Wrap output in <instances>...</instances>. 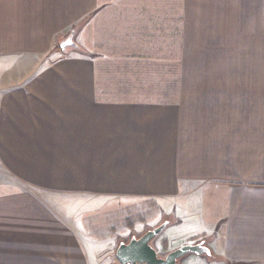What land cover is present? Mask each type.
Wrapping results in <instances>:
<instances>
[{"label": "crops", "instance_id": "0c3cea01", "mask_svg": "<svg viewBox=\"0 0 264 264\" xmlns=\"http://www.w3.org/2000/svg\"><path fill=\"white\" fill-rule=\"evenodd\" d=\"M196 18L264 33V0H0V264H104L94 211L147 202L264 264V125L188 123Z\"/></svg>", "mask_w": 264, "mask_h": 264}, {"label": "rangeland", "instance_id": "374dc122", "mask_svg": "<svg viewBox=\"0 0 264 264\" xmlns=\"http://www.w3.org/2000/svg\"><path fill=\"white\" fill-rule=\"evenodd\" d=\"M222 20L224 27L218 33L219 27L214 28L215 19H191L190 96L186 100L198 105V110L195 115L190 114L188 123L264 125V33L255 32L258 28L253 24L244 25L243 19ZM84 24L74 29V41L79 39L76 34ZM193 203L196 206L197 199ZM162 213L160 206L151 202L121 206L111 203L109 210H95L94 220L105 223L98 234L109 236L102 245L104 251H111L104 264L109 259L111 264H120L116 251L121 242H129L132 236L140 237L165 220H171ZM165 233L152 241L161 257L185 245L181 243L186 238L182 230L169 238ZM188 255L177 264L198 263ZM215 258L210 256L211 260Z\"/></svg>", "mask_w": 264, "mask_h": 264}, {"label": "water", "instance_id": "95a60500", "mask_svg": "<svg viewBox=\"0 0 264 264\" xmlns=\"http://www.w3.org/2000/svg\"><path fill=\"white\" fill-rule=\"evenodd\" d=\"M76 30L60 42L61 50L65 51L69 47H76L74 41ZM170 224V220H165L159 226L148 230L142 236H132L129 242H121L116 251V258L120 264H177L179 259L188 255H208L212 256L211 249L205 241L195 244H185L166 255L161 257L157 249L153 246L152 241L157 238Z\"/></svg>", "mask_w": 264, "mask_h": 264}, {"label": "trees", "instance_id": "16d2710c", "mask_svg": "<svg viewBox=\"0 0 264 264\" xmlns=\"http://www.w3.org/2000/svg\"><path fill=\"white\" fill-rule=\"evenodd\" d=\"M212 256H214V254L212 253Z\"/></svg>", "mask_w": 264, "mask_h": 264}]
</instances>
